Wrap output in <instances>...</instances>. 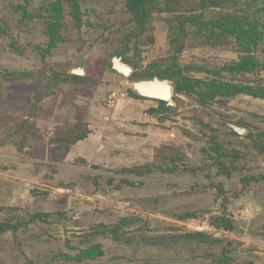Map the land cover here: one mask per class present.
<instances>
[{
	"label": "rangeland",
	"instance_id": "obj_1",
	"mask_svg": "<svg viewBox=\"0 0 264 264\" xmlns=\"http://www.w3.org/2000/svg\"><path fill=\"white\" fill-rule=\"evenodd\" d=\"M220 1H173L141 27L125 0H0V264H264V178L244 181L264 175V97L175 92L169 106L131 88L156 68L264 93V5ZM226 11L242 34L228 19L201 33ZM126 45L127 78L111 63Z\"/></svg>",
	"mask_w": 264,
	"mask_h": 264
},
{
	"label": "trees",
	"instance_id": "obj_2",
	"mask_svg": "<svg viewBox=\"0 0 264 264\" xmlns=\"http://www.w3.org/2000/svg\"><path fill=\"white\" fill-rule=\"evenodd\" d=\"M176 2L177 0H166V4L164 3V5L161 7L159 0H125V12H129V14L131 15V19L132 22L134 23V21L141 27L144 26L146 20L148 19V17L151 15V13L153 11H158V10H164V9H168L171 10L172 7L169 6L170 2ZM215 6H220V4L222 3L220 0H215ZM223 1V0H222ZM256 2L261 5H264V0H256ZM176 4V3H175ZM184 13H191L189 11H182ZM255 13H259V14H264V6L261 8H257ZM235 14H238L235 12H231V11H226V12H221L219 13V18L213 19L211 20L209 23V25L211 27H209L208 23H205L204 29L202 30L201 33H204V30L206 29L208 31V33H213L215 30H220L221 29V25L220 23L224 20H227L225 23L232 25L231 28V32H235L236 35H240L244 32V22L243 19L239 16H235ZM200 16H203L202 14H200ZM257 16V15H256ZM198 17V16H197ZM189 19V17H184L183 21L180 23V25H182L180 28L184 31V24L185 22ZM205 22V21H204ZM257 22V27H263L261 19L257 16L256 19ZM139 28V30H142V28ZM215 33V32H214ZM256 35H258V32L253 30V33L251 31H247L244 34L243 38L248 37L249 41L252 42L253 44L256 43ZM133 37L132 35H129V38ZM247 39H243L242 40V44L246 41ZM127 45H129V42ZM247 44V43H246ZM124 47L123 51H120V53L117 54H124L126 48ZM14 46V45H13ZM180 49V48H178ZM245 48L243 46H241V48L239 49L240 51H244ZM125 55V54H124ZM246 55V54H245ZM125 60V59H124ZM255 65L258 66L257 61L255 60V57L253 55L251 56H245L242 57L239 60V67L241 68L240 70H244L246 67H249L251 69H253L255 67ZM171 70V69H170ZM167 71V70H163V69H154V68H150L148 69V71L145 72V74L142 77H153L154 75L158 76L159 78H164V77H172L173 78V82H174V86H175V92L176 93H185L188 95H193L195 94L196 98H198V101L200 103H205L206 99L208 98H212L216 95H223L226 97H233L236 94L239 93H253L257 96L260 97H264V93L262 94H258V92L256 91H252V89L250 88H246V86H226L222 89L218 88V85L216 86H212V85H207L205 88L201 85H198V80H194L192 83H188L186 81V78L182 75L180 70H176V69H172L171 71ZM72 77H75L74 75ZM141 77V78H142ZM162 103H165L164 101L160 100ZM163 106V104H162ZM232 130V129H231ZM233 133H235L234 130H232ZM236 134V133H235ZM76 138H81V136H76ZM78 140V139H77ZM264 178V175H260V176H255V177H251V178H246L244 179L245 182H250L251 180L258 182L259 180H262ZM192 214H183L181 219H185L187 217H191ZM210 224H212L214 227L216 228H220V227H224L229 229L232 225L230 222H228L227 220L224 219V217H220V216H216V217H211L210 220ZM146 226V223L143 224L141 230H143ZM7 229V225L4 224H0V233L4 232ZM194 234L192 232H187L186 236L192 237ZM155 237H152L150 239L145 238L147 240L152 241L151 239H154ZM94 254H89L88 251L87 252H83L82 254H80L78 256V258L81 259H88V258H93Z\"/></svg>",
	"mask_w": 264,
	"mask_h": 264
},
{
	"label": "water",
	"instance_id": "obj_3",
	"mask_svg": "<svg viewBox=\"0 0 264 264\" xmlns=\"http://www.w3.org/2000/svg\"><path fill=\"white\" fill-rule=\"evenodd\" d=\"M112 68L116 74L122 75L124 77L132 76L134 72V67L123 59L122 54H115L111 58ZM82 65L73 69L74 74H85ZM132 90L145 98L162 100L169 106H175L174 101L175 96V86L173 82L167 78H159L158 76H153L151 78H140L135 79L131 82ZM232 130L236 133L245 135L247 129L238 125L229 124Z\"/></svg>",
	"mask_w": 264,
	"mask_h": 264
},
{
	"label": "built area",
	"instance_id": "obj_4",
	"mask_svg": "<svg viewBox=\"0 0 264 264\" xmlns=\"http://www.w3.org/2000/svg\"><path fill=\"white\" fill-rule=\"evenodd\" d=\"M126 97V93L124 91H121L119 89L117 90H112L109 94L108 100L109 103H116L117 100L121 99V98H125Z\"/></svg>",
	"mask_w": 264,
	"mask_h": 264
},
{
	"label": "crops",
	"instance_id": "obj_5",
	"mask_svg": "<svg viewBox=\"0 0 264 264\" xmlns=\"http://www.w3.org/2000/svg\"><path fill=\"white\" fill-rule=\"evenodd\" d=\"M130 99V98H129ZM129 101H132V102H140L141 103V107H140V113H141V116L139 117V119L138 120H141V119H143V117H144V115H145V106H144V104L141 102V101H139V100H137V99H134V98H131ZM137 120V121H138ZM129 122H133V121H129ZM134 124H139V126H141V124H143V126H146V125H148V124H146L145 122H140V121H138V122H133ZM145 123V124H144Z\"/></svg>",
	"mask_w": 264,
	"mask_h": 264
},
{
	"label": "clouds",
	"instance_id": "obj_6",
	"mask_svg": "<svg viewBox=\"0 0 264 264\" xmlns=\"http://www.w3.org/2000/svg\"><path fill=\"white\" fill-rule=\"evenodd\" d=\"M126 98V97H125Z\"/></svg>",
	"mask_w": 264,
	"mask_h": 264
}]
</instances>
